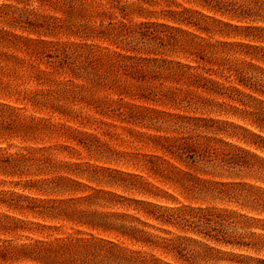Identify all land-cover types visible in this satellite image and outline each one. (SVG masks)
<instances>
[{
  "label": "rangeland",
  "instance_id": "obj_1",
  "mask_svg": "<svg viewBox=\"0 0 264 264\" xmlns=\"http://www.w3.org/2000/svg\"><path fill=\"white\" fill-rule=\"evenodd\" d=\"M0 264H264V0H0Z\"/></svg>",
  "mask_w": 264,
  "mask_h": 264
}]
</instances>
